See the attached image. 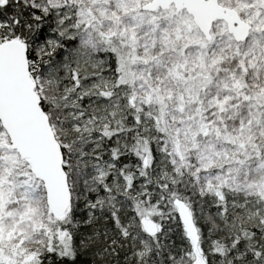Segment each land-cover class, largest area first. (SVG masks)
Masks as SVG:
<instances>
[{"label":"snow or ice","instance_id":"6c2138e0","mask_svg":"<svg viewBox=\"0 0 264 264\" xmlns=\"http://www.w3.org/2000/svg\"><path fill=\"white\" fill-rule=\"evenodd\" d=\"M0 264H264V0H0Z\"/></svg>","mask_w":264,"mask_h":264}]
</instances>
